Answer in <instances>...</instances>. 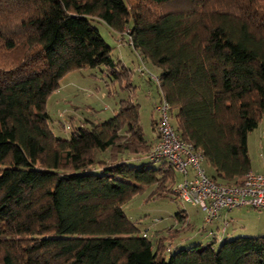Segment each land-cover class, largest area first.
Masks as SVG:
<instances>
[{
    "label": "trees",
    "instance_id": "16d2710c",
    "mask_svg": "<svg viewBox=\"0 0 264 264\" xmlns=\"http://www.w3.org/2000/svg\"><path fill=\"white\" fill-rule=\"evenodd\" d=\"M97 22L136 51L135 72L145 75L143 60L158 69L157 82L148 76L154 107L167 101L215 183L241 184L251 170L247 133L264 113V0H0V264H264V235L172 248L192 228L184 211L174 216L180 229L154 239L126 216L134 195L167 196L177 181L164 159L146 158L159 135L144 137L129 97L106 119L71 117L67 138L54 133L46 103L68 72L100 67L131 87Z\"/></svg>",
    "mask_w": 264,
    "mask_h": 264
},
{
    "label": "rangeland",
    "instance_id": "374dc122",
    "mask_svg": "<svg viewBox=\"0 0 264 264\" xmlns=\"http://www.w3.org/2000/svg\"><path fill=\"white\" fill-rule=\"evenodd\" d=\"M96 25L102 38L111 46L112 58L120 61L121 65L130 71L131 87L124 84L125 82L120 84L112 80L108 73L100 67L72 70L60 79L59 88L47 100L49 125L55 134L67 138L70 135V129L64 126L66 123L70 125L71 117L74 118L73 125L78 124L79 119L95 121L106 119L117 111L120 99L129 97L139 104V118L144 137L152 140L157 132L153 129L151 122L153 119H158V113L154 110V105L160 98L158 85L149 80L148 76H141L134 71V67L141 63V59L133 48L122 43L121 35L112 32L103 23L97 22ZM143 62L147 70L158 75L156 67L146 60ZM174 112L173 110V116L170 118L173 126ZM247 154L251 170L260 171L264 165V113L257 127L247 133ZM142 156L144 154L140 153L137 160L140 158L144 160ZM157 164L158 162H153V165ZM202 166L208 173L211 172L205 162ZM175 176L177 180H180L178 172ZM150 190V188H145L123 204L126 216L137 225L139 230H146L145 232L152 239L155 238L153 233L156 231L159 236L170 235L172 228L180 229L184 225L174 217L178 211H184L192 228L175 235L168 247L189 246L192 242L198 241L206 244L210 241L208 231L213 229V223L204 221V214L198 207L180 201L175 194L151 197ZM229 216L234 217L235 225L240 228L239 235H264V210L251 207L236 208L230 212ZM191 235L195 237L194 241L190 238Z\"/></svg>",
    "mask_w": 264,
    "mask_h": 264
},
{
    "label": "built area",
    "instance_id": "2783aa9c",
    "mask_svg": "<svg viewBox=\"0 0 264 264\" xmlns=\"http://www.w3.org/2000/svg\"><path fill=\"white\" fill-rule=\"evenodd\" d=\"M138 72L157 82L158 78L149 70ZM158 113V139L146 153V158L156 162L164 159L180 174L172 187L173 194L182 202L198 207L204 214V221L212 223L221 218L222 211L251 207L264 210V165L260 171L249 170L238 185L215 183L206 173L203 156L190 141L181 139L170 122L169 104L161 99L154 107ZM227 221H224L225 227ZM145 233H143V236ZM211 239L219 240L217 233L208 231Z\"/></svg>",
    "mask_w": 264,
    "mask_h": 264
},
{
    "label": "crops",
    "instance_id": "0c3cea01",
    "mask_svg": "<svg viewBox=\"0 0 264 264\" xmlns=\"http://www.w3.org/2000/svg\"><path fill=\"white\" fill-rule=\"evenodd\" d=\"M232 210H234V209H232ZM232 210L222 211L221 218H218L212 222L213 223L212 224L213 229H211V230H213L217 233V236L219 239L230 238V237L239 235V233L241 231L240 228L235 225L236 222L234 220V217L229 216V214ZM224 221H227V225H226L225 229H222L221 227L224 225ZM190 238L192 240L195 239V237H193L192 235L190 236Z\"/></svg>",
    "mask_w": 264,
    "mask_h": 264
}]
</instances>
